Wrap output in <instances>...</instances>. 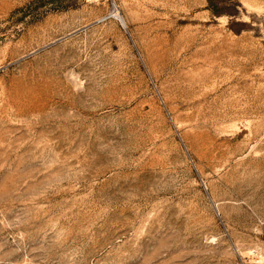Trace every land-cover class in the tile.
I'll return each instance as SVG.
<instances>
[{
    "label": "rangeland",
    "instance_id": "obj_1",
    "mask_svg": "<svg viewBox=\"0 0 264 264\" xmlns=\"http://www.w3.org/2000/svg\"><path fill=\"white\" fill-rule=\"evenodd\" d=\"M0 264H264V0H0Z\"/></svg>",
    "mask_w": 264,
    "mask_h": 264
},
{
    "label": "bare ground",
    "instance_id": "obj_2",
    "mask_svg": "<svg viewBox=\"0 0 264 264\" xmlns=\"http://www.w3.org/2000/svg\"><path fill=\"white\" fill-rule=\"evenodd\" d=\"M113 16H115L119 20L120 23H124L117 8L113 9Z\"/></svg>",
    "mask_w": 264,
    "mask_h": 264
}]
</instances>
